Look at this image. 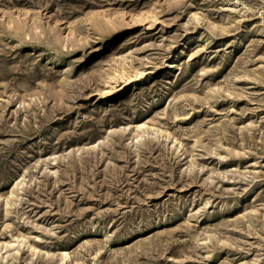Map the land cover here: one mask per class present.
Returning <instances> with one entry per match:
<instances>
[{
	"label": "rangeland",
	"instance_id": "obj_1",
	"mask_svg": "<svg viewBox=\"0 0 264 264\" xmlns=\"http://www.w3.org/2000/svg\"><path fill=\"white\" fill-rule=\"evenodd\" d=\"M0 264H264V0H0Z\"/></svg>",
	"mask_w": 264,
	"mask_h": 264
},
{
	"label": "bare ground",
	"instance_id": "obj_2",
	"mask_svg": "<svg viewBox=\"0 0 264 264\" xmlns=\"http://www.w3.org/2000/svg\"><path fill=\"white\" fill-rule=\"evenodd\" d=\"M138 126H142V125H138ZM64 255H65V256H67V253H66V252H64Z\"/></svg>",
	"mask_w": 264,
	"mask_h": 264
}]
</instances>
